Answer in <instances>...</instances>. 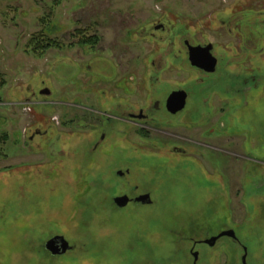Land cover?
Wrapping results in <instances>:
<instances>
[{"label":"rangeland","instance_id":"obj_1","mask_svg":"<svg viewBox=\"0 0 264 264\" xmlns=\"http://www.w3.org/2000/svg\"><path fill=\"white\" fill-rule=\"evenodd\" d=\"M241 1L0 0V264H194L193 250L198 264H242L243 252L228 239L213 249L188 239L231 218L226 195L248 264H264V94H251L247 106L234 99L232 109L216 113L210 139L203 118L193 134L211 149L199 150L195 161L169 156L158 142L135 154L129 139L120 157L64 161L38 154L29 140L40 123H64L67 109L53 101L73 105L71 95L93 78L88 66L110 63L127 75L141 68L132 58L144 51L135 45L137 30L164 14L192 24ZM41 32L56 46L40 57L33 38ZM176 127L169 131L180 133ZM127 169L130 176L120 179L117 172ZM129 184L140 191H126ZM141 193L153 205L114 202ZM57 235L73 249L53 257L44 246Z\"/></svg>","mask_w":264,"mask_h":264},{"label":"flooded vegetation","instance_id":"obj_2","mask_svg":"<svg viewBox=\"0 0 264 264\" xmlns=\"http://www.w3.org/2000/svg\"><path fill=\"white\" fill-rule=\"evenodd\" d=\"M241 2L240 8H233L225 14H210L192 24L174 21L170 15L164 14L156 22L137 30L135 45L143 44L144 51L133 52L132 58L141 61V68L127 75L121 74L120 69L110 63L107 68L95 67L96 71L88 66L93 78L86 79L81 93L71 95L74 104L53 101L55 108L67 109V114L61 118L64 123L54 119L48 128L40 123L31 133L29 140L34 149L38 154H48L51 159L59 157L64 161H77L86 157L88 161H100L105 157H120L121 146L129 139V147L135 154L146 150L145 144L158 142L169 156L195 161L199 150L211 149L209 143L203 145L199 136H194L196 130L208 125L202 134H206L205 138H212L216 127V121H212L216 113L232 109L234 99L247 106L251 94H264V0ZM173 70L181 75L179 80L171 81L168 77ZM94 84L98 87L95 88ZM183 98L185 104L180 107ZM213 100H217L214 101L216 104ZM203 118L207 123L201 126ZM58 124L65 125L69 131H59ZM171 127L181 132L172 133L169 131ZM48 137L47 145L44 139ZM175 140L178 144L171 142ZM117 176L120 179L130 176V170L118 171ZM126 191L137 193L140 188L130 186ZM144 195L150 193L119 197L129 198L127 206L153 205L151 195L149 205L137 201ZM226 199L231 218L221 223L217 231L201 229L198 238L188 239L193 240L194 248L208 246L212 249L228 239L243 252V264L246 249L248 259V248L232 225L227 195ZM208 218L199 222L208 221ZM228 231H234L236 238L221 237L213 247L207 245L208 240ZM195 252L199 254V262L200 252L193 250L192 256ZM228 259L230 261L229 254Z\"/></svg>","mask_w":264,"mask_h":264},{"label":"water","instance_id":"obj_3","mask_svg":"<svg viewBox=\"0 0 264 264\" xmlns=\"http://www.w3.org/2000/svg\"><path fill=\"white\" fill-rule=\"evenodd\" d=\"M47 93H49V91ZM177 94L179 95V93ZM178 95H175V96H178ZM184 104H185V101L183 98V102L180 107H183ZM137 201L142 202L144 205H147V204L149 205L151 203V198H150V195H144L141 198L137 199ZM129 202L130 200L127 196L119 197L115 199V203L117 204L119 208H125ZM226 236L231 237V238H236L234 231H228V232L221 234L217 238L208 240L207 245H209L210 247H213L219 238L226 237ZM45 249L54 256L56 255L63 256L68 251L72 250V247L70 246L69 242L64 237L57 236L47 242V244L45 245ZM193 257H194V264H197L199 254L195 252L193 253ZM243 264H247V249H246V255L243 256Z\"/></svg>","mask_w":264,"mask_h":264},{"label":"trees","instance_id":"obj_4","mask_svg":"<svg viewBox=\"0 0 264 264\" xmlns=\"http://www.w3.org/2000/svg\"><path fill=\"white\" fill-rule=\"evenodd\" d=\"M33 41L35 43L34 52L40 57L44 56L50 49H52V47L56 46L54 45L55 42L49 40L42 32L37 34V37L33 38ZM3 83L4 82H2V84Z\"/></svg>","mask_w":264,"mask_h":264}]
</instances>
